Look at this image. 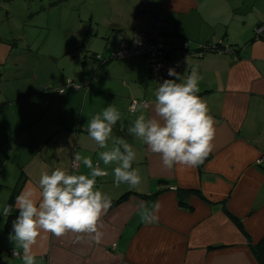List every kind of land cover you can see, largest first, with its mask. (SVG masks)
<instances>
[{
  "label": "crops",
  "instance_id": "1",
  "mask_svg": "<svg viewBox=\"0 0 264 264\" xmlns=\"http://www.w3.org/2000/svg\"><path fill=\"white\" fill-rule=\"evenodd\" d=\"M104 5L100 15L79 24L45 20L50 30L65 25L53 34L14 37L0 29V264H23L13 255L3 207L12 205L14 212L17 195L38 185L43 172H87L82 163L72 167L74 152L95 165L104 149L86 125L110 104L121 113L113 137L134 147L132 167L142 182L135 189L116 187L114 165L101 162L108 175L97 178V187L112 201L102 217L101 243L49 235L33 249L37 264H259L251 246L264 239V33L254 31L264 24V0ZM160 15L177 73L198 70L199 95L215 118L214 150L195 168L165 169L128 133L139 115L129 110L131 99L152 102L158 84L147 77L142 59H109L134 33L150 31ZM153 202L161 204L159 221L145 224L142 209Z\"/></svg>",
  "mask_w": 264,
  "mask_h": 264
},
{
  "label": "clouds",
  "instance_id": "2",
  "mask_svg": "<svg viewBox=\"0 0 264 264\" xmlns=\"http://www.w3.org/2000/svg\"><path fill=\"white\" fill-rule=\"evenodd\" d=\"M168 75L159 83L152 102L135 103L139 112L128 133L141 140L150 153L160 157L165 169L180 165L195 168L204 163L214 150L215 118L207 102L199 95L203 79L196 68L190 74L168 69ZM69 87L80 85L67 81ZM121 120V113L112 104L87 121L86 131L100 149L99 161L94 165L91 157L73 153L72 167L82 163L87 172L71 173L56 168L40 175L38 185H27L15 199L17 216L12 222L10 241L14 242V256H21L23 264H37L33 251L38 240L49 235L62 238L68 233L74 242L100 244L103 238L102 217L111 207V198L97 187V178L108 175L104 166L114 165V185H128L135 189L142 182L134 147L124 138L113 137V128ZM111 142V147L109 143ZM161 204L153 202L143 207L141 220L145 224L159 221ZM13 210L12 205L2 209L3 217ZM22 250V255L21 251Z\"/></svg>",
  "mask_w": 264,
  "mask_h": 264
},
{
  "label": "rangeland",
  "instance_id": "3",
  "mask_svg": "<svg viewBox=\"0 0 264 264\" xmlns=\"http://www.w3.org/2000/svg\"><path fill=\"white\" fill-rule=\"evenodd\" d=\"M54 1L56 0H10L5 4V0H0V29L2 27L5 36L12 34L14 37L23 34L30 36L43 35L44 32L47 34L61 32L65 29V25L51 26V30L42 25L45 20L51 24L61 19L65 24L73 18L79 24L80 20L85 21L89 15L95 17L100 15L104 11V4L107 0H57L62 5L59 6L60 8L56 5L55 8L49 5Z\"/></svg>",
  "mask_w": 264,
  "mask_h": 264
},
{
  "label": "built area",
  "instance_id": "4",
  "mask_svg": "<svg viewBox=\"0 0 264 264\" xmlns=\"http://www.w3.org/2000/svg\"><path fill=\"white\" fill-rule=\"evenodd\" d=\"M164 19L160 15L152 20V28L147 32H136L133 34L129 43L125 47L115 49L110 55L111 58L128 59L140 58L144 61L145 71L148 78L154 80L158 86L165 79H174L168 75V69L174 68L177 72L176 65L173 61L174 50L167 42L163 34L162 27ZM255 36L264 33V24L255 28ZM207 48V46H203ZM186 48V45H184ZM217 49V47H213ZM135 103H142L136 99H131L129 110H133Z\"/></svg>",
  "mask_w": 264,
  "mask_h": 264
},
{
  "label": "trees",
  "instance_id": "5",
  "mask_svg": "<svg viewBox=\"0 0 264 264\" xmlns=\"http://www.w3.org/2000/svg\"><path fill=\"white\" fill-rule=\"evenodd\" d=\"M218 48V46H216ZM204 49H210L209 47ZM111 58V56H109V59ZM192 192V193H196V194H200L198 190H188L187 193ZM13 197L11 199V202L13 201ZM17 211L15 210L14 212H12L8 217H7V228H12V222L13 220L16 218L17 216ZM252 250H253V254L255 256V258L257 259V261L259 262V264H264V239H262L261 241H259L256 245L251 246Z\"/></svg>",
  "mask_w": 264,
  "mask_h": 264
}]
</instances>
